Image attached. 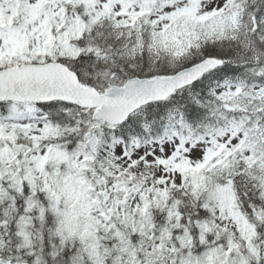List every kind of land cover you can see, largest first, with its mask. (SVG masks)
<instances>
[{
  "label": "snow or ice",
  "instance_id": "snow-or-ice-1",
  "mask_svg": "<svg viewBox=\"0 0 264 264\" xmlns=\"http://www.w3.org/2000/svg\"><path fill=\"white\" fill-rule=\"evenodd\" d=\"M0 264H264V0H0Z\"/></svg>",
  "mask_w": 264,
  "mask_h": 264
}]
</instances>
